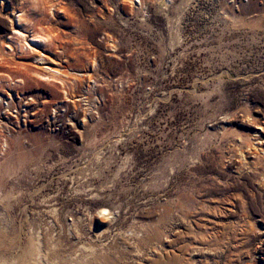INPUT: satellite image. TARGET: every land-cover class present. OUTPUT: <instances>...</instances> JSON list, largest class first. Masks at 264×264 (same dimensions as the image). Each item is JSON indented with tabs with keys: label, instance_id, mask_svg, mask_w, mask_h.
Listing matches in <instances>:
<instances>
[{
	"label": "rangeland",
	"instance_id": "1",
	"mask_svg": "<svg viewBox=\"0 0 264 264\" xmlns=\"http://www.w3.org/2000/svg\"><path fill=\"white\" fill-rule=\"evenodd\" d=\"M135 1L0 3L1 41L51 39L0 54V115L31 103L0 122V254L35 223L60 257L264 264V0ZM134 226L146 241L119 250Z\"/></svg>",
	"mask_w": 264,
	"mask_h": 264
},
{
	"label": "bare ground",
	"instance_id": "2",
	"mask_svg": "<svg viewBox=\"0 0 264 264\" xmlns=\"http://www.w3.org/2000/svg\"><path fill=\"white\" fill-rule=\"evenodd\" d=\"M136 1L133 0V4L136 6ZM137 2L140 1L137 0ZM0 3L3 4L4 0H0ZM0 4V5H1ZM133 4L131 3V5L133 6ZM21 14V13H20ZM22 17L20 15L16 16V23L21 25L22 24ZM15 23V24H16ZM14 36H8L5 37L2 41L0 40V54L1 56H7V55H11L15 52L16 49H23V47L25 46L26 49H28L29 51H36L35 47L36 46H40V45H48L51 42V39L46 37V36H42L39 35V33H35L34 36H32V38L30 39L29 42H26L27 40L25 39V35L19 31V30H15V32L13 33ZM15 38V40L17 39V41H14L13 39ZM23 42L24 41V45H19V42ZM22 44V43H21ZM16 47V49H14V47ZM24 50V49H23ZM20 51V50H19ZM18 51V52H19ZM22 51V50H21ZM39 52V51H38ZM16 53V52H15ZM36 54V53H35ZM38 61L39 62H43V59L40 58V56H38ZM43 64V63H42ZM44 69H46L47 71H52V73L54 74H58L59 71L56 69H52L50 67H44ZM60 74V73H59ZM5 75V74H4ZM10 75V74H9ZM9 78V81L11 82V84H13V88L18 91V88L21 87L22 85L25 84L23 79H16L15 82L13 81L12 77H9L8 75H6ZM46 76H43V78H45ZM52 76L47 77L46 79L52 78ZM3 80H0V82ZM62 85H65V83H63L62 81H59ZM68 82V81H67ZM17 83V85H16ZM15 85V86H14ZM10 87V85H8ZM17 86V87H16ZM12 88V89H13ZM17 94V93H16ZM20 98V97H18ZM30 100H32V102L34 103L35 101L33 99L30 98ZM71 101V100H69ZM0 102L4 103V99L0 98ZM35 105V104H34ZM11 106H15V101L13 99H11L10 102H8V109L5 110V112H3L0 115V122H2L4 119L9 120L10 117L15 118L18 122L19 117H27L28 116V108L31 106V103L28 102H24L23 107H27L25 109L21 108V104H19L17 106V108H15V110L11 111ZM1 107V104H0ZM18 109V110H17ZM23 111L24 113L21 115L19 112ZM1 124H5V123H1ZM1 132V131H0ZM259 134V133H258ZM2 136V135H1ZM260 149V148H259ZM262 152V151H261ZM1 167V166H0ZM5 175V170L2 171L0 169V182H1V177L3 178V176ZM6 176V175H5ZM4 176V178H5ZM10 177V176H9ZM2 196V194H1ZM1 199V198H0ZM44 200V199H43ZM47 201V199H46ZM45 201V202H46ZM49 208V207H48ZM52 208V207H51ZM51 210V209H50ZM179 211V210H178ZM56 211L51 210L49 213H51L52 216H54ZM2 214H4L3 212H1ZM98 216H100L101 218H105L107 216H109V211L106 209H102L100 212L98 211ZM1 215V214H0ZM170 215V214H169ZM3 216V215H2ZM9 217V216H8ZM168 217V216H167ZM5 218H7L5 216ZM55 218V217H54ZM106 220H114V217L112 218H105ZM5 220V219H4ZM52 220V219H51ZM55 220V219H54ZM139 220V219H138ZM9 221V220H8ZM34 221V220H33ZM32 221V222H33ZM161 221V220H160ZM159 221V222H160ZM1 222V221H0ZM40 222V221H39ZM48 222V221H47ZM50 222V221H49ZM74 222V221H72ZM110 222V221H109ZM43 223V222H42ZM51 223V222H50ZM146 223V222H145ZM173 223V222H172ZM1 224V223H0ZM76 224V223H75ZM150 224V223H148ZM48 225V223H47ZM51 225H53L51 223ZM72 225V224H71ZM137 226V224H135ZM151 225V224H150ZM3 225H1L2 227ZM46 226V225H45ZM52 227V226H51ZM76 227V226H75ZM149 227V226H148ZM153 227V225H152ZM3 228V227H2ZM6 228V226L4 227ZM8 228V226H7ZM12 228V227H11ZM154 228V227H153ZM1 229V228H0ZM50 229V228H49ZM75 229V228H73ZM98 235L99 236H104L105 234H107V232L109 231L108 227L103 228H95ZM149 228H147L148 230ZM6 230V229H5ZM15 230V229H14ZM77 230V229H76ZM154 230H158V228L154 229ZM4 231V230H3ZM47 231V230H46ZM69 231V230H68ZM71 231V230H70ZM79 231V229H78ZM77 231V232H78ZM146 227L145 226H140V227H135L134 226V230L131 231L130 234H126L124 237H122V241L121 243L125 244L123 245L122 248H119V250H126L127 247L133 245V247H136V245L140 242V241H146L147 237H144V234L146 232ZM6 232V231H5ZM152 232H154L152 230ZM161 232V231H160ZM2 233V232H0ZM50 233V234H49ZM49 233H44V235L42 234V230L40 228L39 225H36L35 223L32 225V227L29 230L28 235V244L26 246V248L24 249H20V253L16 254H10L8 257H4L0 254V264H108L110 262H112V253L115 252L116 250H118V248H114L112 247H108L106 245L101 246V248H95L93 246H89V245H82V247L79 250V253L81 252L80 255H74V257H69L66 255V257H60L59 253H58V246L56 241L54 240V235L51 234V232ZM141 233V235H140ZM162 233V232H161ZM3 234V233H2ZM5 234V233H4ZM12 234V233H11ZM10 234V235H11ZM76 234V233H75ZM148 234V233H147ZM46 235L50 236V237H45ZM77 235V234H76ZM81 235V234H80ZM97 235V234H96ZM162 235V234H161ZM151 236V235H149ZM156 236V235H155ZM160 236V235H159ZM163 236V235H162ZM160 236V237H162ZM5 238V236H3ZM9 237V235H8ZM11 237V236H10ZM79 237V236H78ZM81 237V236H80ZM130 237V238H129ZM158 237V236H157ZM57 238V237H56ZM165 238V239H164ZM163 239L164 242H166L168 240V236H165ZM1 239V238H0ZM16 239L13 238V240ZM156 240H158L157 238H155ZM162 239V238H161ZM9 240V239H8ZM57 240V239H56ZM133 241L130 243V241ZM4 241V240H3ZM12 241V240H11ZM17 241V240H16ZM153 241V240H152ZM6 243V241H4ZM8 242V241H7ZM15 242V241H14ZM12 242V243H14ZM148 242V241H147ZM161 242V240H160ZM128 243L131 244L128 246ZM149 243V242H148ZM172 243V242H171ZM1 244V243H0ZM3 244V243H2ZM16 244V243H15ZM79 244V243H78ZM77 244V246H78ZM83 244V243H81ZM19 245V244H18ZM20 246V245H19ZM117 246V245H116ZM125 246V247H124ZM11 247V245H10ZM13 247V245H12ZM78 248V247H77ZM137 248V247H136ZM10 249V248H9ZM12 249V248H11ZM115 249V251H114ZM15 250V249H14ZM19 250V249H18ZM7 251V250H6ZM13 252V251H12ZM11 252V253H12ZM117 252V251H116ZM138 252V251H137ZM76 254H78L77 252H75ZM135 253V252H134ZM74 254V253H73ZM114 254V253H113ZM136 254V253H135ZM140 254V253H139ZM138 255V254H137ZM159 261V260H158ZM180 262V261H179ZM178 262V263H179ZM153 263V262H152ZM112 264V263H111ZM192 264V262H191Z\"/></svg>",
	"mask_w": 264,
	"mask_h": 264
}]
</instances>
